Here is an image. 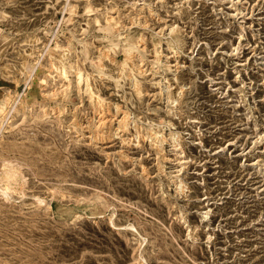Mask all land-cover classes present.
I'll list each match as a JSON object with an SVG mask.
<instances>
[{
  "label": "rangeland",
  "instance_id": "obj_1",
  "mask_svg": "<svg viewBox=\"0 0 264 264\" xmlns=\"http://www.w3.org/2000/svg\"><path fill=\"white\" fill-rule=\"evenodd\" d=\"M0 104V264H264V0H0Z\"/></svg>",
  "mask_w": 264,
  "mask_h": 264
},
{
  "label": "bare ground",
  "instance_id": "obj_2",
  "mask_svg": "<svg viewBox=\"0 0 264 264\" xmlns=\"http://www.w3.org/2000/svg\"><path fill=\"white\" fill-rule=\"evenodd\" d=\"M64 2V1H63ZM66 3V2H65ZM64 3V4H65ZM70 3V2H69ZM65 7V6H64ZM63 7V9H64ZM74 8V7H72ZM71 8V9H72ZM64 11V10H62ZM133 20V19H131ZM138 21V20H137ZM132 23H135V22H132ZM133 25V24H132ZM136 25V24H135ZM140 25V24H139ZM139 27V26H138ZM64 30V29H63ZM62 34V33H61ZM12 36V35H11ZM66 36V35H65ZM82 36V35H81ZM115 36H117V34H115ZM114 36V37H115ZM123 39V42H124V47L122 49L123 53L125 54V59H124V62L123 63H117L115 65H112L110 67V69H112L114 71V76H112L111 79H115L117 78V72L118 71H121L122 73V76L125 77L128 81H129V84L130 86H132L136 93H139L140 90L138 88V76L141 75V71H140V68L138 66L135 65V63L132 61L133 58H132V52H133V47L138 43V39H139V36L137 35L136 32L134 31H129L125 36L121 37ZM8 40H11L10 37L8 38H5V41H8ZM82 42L78 40V44H81ZM48 49V48H47ZM71 50V49H70ZM48 50H46L47 52ZM46 52H43V53H39V52H34V56L38 54L37 56V62H38V66L40 64V62H42V60L45 58V55H46ZM51 55L55 58V62L53 63V66H54V69L56 71H58L60 73V75L62 77H66V72H67V69H66V65H67V59L69 58V52H68V49H66L65 47L63 48L61 44H58L56 43L55 47L51 50ZM98 56L96 57L97 61H98V64H95L91 67V70L92 72H94L95 74H98V75H102V72L104 71V64L102 63V60L103 59H106L109 63L113 62L114 61V57H113V54H112V50L111 49H103V48H98ZM76 54V53H75ZM72 55V54H71ZM35 59V58H34ZM75 59V58H74ZM73 60V59H72ZM81 60V59H80ZM79 60V61H80ZM31 62H34V61H31ZM81 62V61H80ZM28 64H30L28 62ZM36 64V63H35ZM138 64V63H137ZM52 66V65H51ZM76 66V64H75ZM36 67V66H34ZM39 68V67H38ZM37 68V69H38ZM71 68V67H70ZM73 73L75 74V77H77V79H79V77H81V74H80V70L77 68V67H72L71 68ZM33 70V69H32ZM34 71V70H33ZM33 71L31 73H33ZM36 71V70H35ZM108 70H106L107 72ZM31 77V75H30ZM33 77V75H32ZM101 77V76H100ZM29 78V77H28ZM67 78V77H66ZM85 78H86V86H92V82H95L94 80V77L92 76V74L89 72L85 75ZM42 79V78H41ZM30 79H27L26 81H28ZM126 80V81H127ZM29 85V84H28ZM30 86V85H29ZM118 86V85H117ZM166 89V88H165ZM98 90V89H97ZM96 90V92L93 93V98H94V101L98 104L100 103H103L104 100L100 99L97 95L98 91ZM164 90V89H162ZM26 92V91H25ZM23 92L21 95H17L13 104L16 105L18 102H20V104L22 105L21 107H28L30 105H34L35 104V97L34 96H31V99L33 100L32 103H28V97L26 96V93ZM15 93V92H14ZM12 94V93H11ZM163 94V93H162ZM4 96V95H3ZM15 96V94H14ZM5 97V96H4ZM125 97V96H123ZM14 98V97H13ZM166 99V98H165ZM109 100V99H108ZM128 100V98H127ZM126 100V101H127ZM162 100V98H161ZM11 101V98L9 97H6L5 98V101H4V104L5 103H9ZM129 101V100H128ZM118 102V101H117ZM112 103V102H111ZM115 103V102H114ZM14 105H12V107L10 108V111H13L15 110L16 108L14 107ZM103 105V104H102ZM110 105V104H109ZM127 105V104H126ZM101 106V105H100ZM18 107V106H17ZM96 107V106H94ZM102 107V106H101ZM19 108V107H18ZM18 108H17V111H18ZM29 108V107H28ZM99 108V107H98ZM123 108V107H122ZM25 109V108H24ZM23 109V111H24ZM104 109V108H103ZM108 109V108H107ZM127 109V108H125ZM115 110L116 112L118 110H120V107L118 106V104L115 105ZM9 111V112H10ZM107 111V110H106ZM105 111V112H106ZM111 111V109H110ZM109 111V112H110ZM122 111V110H121ZM4 113V108H3V105L0 104V116H2ZM101 114V113H100ZM103 114V113H102ZM105 114V113H104ZM8 116V115H7ZM105 116V115H104ZM129 118V113L127 112H124V115L123 117L121 118V120L119 121V125L117 127L118 128H126V124H127V119ZM101 119V117L99 118ZM107 120H105L106 122ZM100 122V121H99ZM105 122H100L98 125V127H96L97 131L96 133L98 132H101V136H106L107 133H105V131L103 132L102 128L104 127L105 125ZM169 122V121H168ZM167 122V123H168ZM2 123V122H1ZM170 123V122H169ZM108 124V123H107ZM165 124H166V121H165ZM2 126V125H1ZM95 127H93L94 129ZM115 129V131L117 130ZM109 130H111L109 128ZM111 132V131H110ZM114 132V131H113ZM100 134V133H99ZM117 134V133H116ZM157 134V133H156ZM109 135V134H108ZM112 135V134H111ZM98 136V135H97ZM94 137V136H93ZM155 137V136H154ZM156 139V138H155ZM12 163V162H11ZM5 173L4 175L1 177L2 180H4L6 183H18V179L17 177L19 176V174L15 171V167L14 166H8V165H5ZM22 177V176H21ZM22 179V178H21ZM20 179V180H21ZM21 187V186H20ZM1 188V187H0ZM181 188V187H180ZM8 189H9V186H4V188H1V192L4 196H7V192H8ZM50 190V189H49ZM54 190V189H53ZM135 190V189H134ZM133 191V190H132ZM16 192V191H15ZM132 193V192H131ZM134 193V192H133ZM140 193V192H139ZM7 199V198H6ZM35 200V199H34ZM39 202V200H36ZM44 203V202H42ZM46 204V203H45ZM47 205V204H46ZM70 213V212H69ZM111 219V218H109ZM108 219V220H109ZM161 220H159L160 222ZM110 225H111V221H110ZM124 225V224H123ZM126 225V224H125ZM125 227V226H124ZM134 227V226H133ZM130 228V227H129ZM132 230H134L132 227L130 228ZM143 244V243H142ZM142 246V245H141ZM120 254V253H119ZM181 254V253H180ZM139 255V254H138ZM121 256V255H120ZM139 257V256H138ZM142 262V261H140ZM144 262V260H143ZM146 263V262H145ZM147 264V263H146Z\"/></svg>",
  "mask_w": 264,
  "mask_h": 264
}]
</instances>
